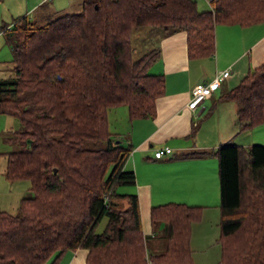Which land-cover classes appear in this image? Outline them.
<instances>
[{
  "label": "trees",
  "instance_id": "16d2710c",
  "mask_svg": "<svg viewBox=\"0 0 264 264\" xmlns=\"http://www.w3.org/2000/svg\"><path fill=\"white\" fill-rule=\"evenodd\" d=\"M264 23V0H82L81 11L44 25L15 19L5 33L13 73L0 80V113L16 118L18 150L6 154L4 176L27 180L31 195L18 213L0 210V264H59L85 249L87 264H196L193 225L204 207L167 203L151 210L166 224V248L150 253L140 201L120 186L136 184L125 164L133 147L109 127V110L156 116L163 75L150 67L160 49L135 57L134 31H186L190 59L215 53L217 25ZM6 28V27H5ZM237 105L240 130L264 124V64L226 91ZM221 181L222 264H264V144L221 145L214 153ZM106 221L102 230L100 225Z\"/></svg>",
  "mask_w": 264,
  "mask_h": 264
},
{
  "label": "crops",
  "instance_id": "0c3cea01",
  "mask_svg": "<svg viewBox=\"0 0 264 264\" xmlns=\"http://www.w3.org/2000/svg\"><path fill=\"white\" fill-rule=\"evenodd\" d=\"M77 1L81 7L82 0ZM194 1L198 6L200 2L204 3V0ZM30 2L23 10L12 6L8 11L0 13V55L8 50L9 54H12L8 35L2 33L4 28L11 27L15 19L28 16L26 14L34 11L36 7L51 1ZM53 5L52 12H58L54 8L55 4ZM254 27L255 25L240 24L217 25L215 54L197 59L189 57L186 31L171 33L161 29L151 30L155 47L160 49L161 57L149 69L152 74L163 75L166 82L164 94L156 100V116L132 119L128 107L125 106L114 107L108 112L109 127L111 116L115 126L114 131L111 130L112 133L124 141L125 146L133 147L125 169L135 172L136 184L124 186L121 191L122 194L132 193L139 197L144 236L149 242L157 236L151 222V209L162 204L178 202L202 205V219L195 224H200L208 214L213 216L215 223H220L219 205L222 194L219 162L217 156L212 153L221 145L235 143L248 147L258 141L257 137L264 138L260 135L264 129L261 128L264 127L262 124L248 129L257 131V136L253 135V142L242 140L240 144L236 143L233 138L238 130L239 133L244 131L240 130L237 123V105L233 101H220L223 93L236 86L235 81L240 83L244 76L264 64V29L260 34V30H255ZM253 31L254 40L249 43L247 38H251ZM5 60L0 59V80H10L14 77L13 60ZM227 69L231 70V74L226 77L220 88L213 91L212 96L199 105L198 109H189L188 103L192 99L193 88L200 82L211 83L219 72ZM7 119L14 118L0 113V122L7 126L4 127L0 123V129L2 133L7 134L4 142L15 145L12 136L19 123L9 120L11 125L8 126ZM262 134L264 135V132ZM167 146L172 148L171 154L156 157L157 149ZM4 171L5 169L3 174ZM192 232L193 237L194 230ZM155 246L160 248L158 250L162 249L161 246ZM156 247L153 246V250ZM87 253L88 251L82 248L67 251L64 253L68 255L65 264H87Z\"/></svg>",
  "mask_w": 264,
  "mask_h": 264
},
{
  "label": "rangeland",
  "instance_id": "374dc122",
  "mask_svg": "<svg viewBox=\"0 0 264 264\" xmlns=\"http://www.w3.org/2000/svg\"><path fill=\"white\" fill-rule=\"evenodd\" d=\"M32 0H4L2 3L0 1V13L3 11H8L12 6L18 7L20 10H23L26 5L30 4ZM51 2L41 5L39 7H36L34 11H30L26 15L30 16L32 20H34L38 25H44L48 23L49 21L53 20L54 18L61 16L63 14H66L68 12L70 13H78L81 11V7L78 4L77 0H50ZM55 9L58 10V12H52L51 5L54 6ZM199 10H208L210 8V4L208 0H204L203 2L199 3L198 6ZM255 30L256 28L260 30L258 33L262 34L264 29V24H255ZM157 29V28H154ZM151 28H141L139 31H134L132 35V41L135 46V57L140 58V56L143 53H146L148 51L154 50L155 48V40H153L151 35ZM158 30V29H157ZM149 32V33H148ZM254 31L250 35V39L247 38L249 43H252L254 40ZM8 52L4 51L0 55V59H6L5 61L8 62L11 61L13 54H9ZM3 57V58H2ZM13 60V59H12ZM4 64V63H2ZM9 64V63H8ZM5 65V64H4ZM151 72V70H150ZM153 72V71H152ZM235 83H239L236 82ZM233 83V85H235ZM236 84V85H237ZM115 112V111H114ZM111 115V114H110ZM9 118V117H6ZM12 118V117H11ZM112 116L110 119V127L111 130L114 131V121L112 120ZM8 120V126L11 125L9 120H13L17 123V119H7ZM2 126H6L4 122H0ZM19 123V122H18ZM7 127V126H6ZM264 128V127H261ZM239 129V128H238ZM2 129H0V180L2 183H0V210H6L10 212L11 214L16 215L18 213V207L20 204V199L23 197H28L31 195L30 190H28L30 186V182L27 180H20L16 182H9L5 179L3 170L5 169L7 165V158L5 153L13 152L15 150L19 149L18 145L14 144H8L4 142V137L7 135L1 132ZM252 132H255L252 134ZM260 131H258L259 133ZM264 132V129H262V133ZM257 131H251V130H244L241 133H238L235 136L234 141L238 144L241 143L242 140H252L255 139L253 135H256ZM260 134L262 137H264L263 134ZM258 134V135H259ZM257 136V135H256ZM258 138V139H257ZM255 143H252V145L256 144H264V138L257 137ZM262 139V140H260ZM124 143V141H122ZM124 186H120L118 188V191L122 193V189ZM220 218V216H219ZM214 221V222H213ZM106 221H103V223L100 225V229L102 230L104 227ZM217 222V221H216ZM220 223H215V220L213 219V216L211 214H208L204 217L202 222L198 225H193V243H192V252H193V261L196 264H222V251H221V245L219 241L220 236ZM166 224L159 221L154 224L155 233L157 234L156 238H152V240L147 242V248L150 253H156L160 254V252H163L166 248L167 243V229ZM193 233V232H192ZM161 246L162 249L158 250L160 248H157L155 246ZM153 246L156 247L153 250ZM164 246V247H163ZM160 251V252H159ZM62 261L60 264H65L68 260V255L64 254Z\"/></svg>",
  "mask_w": 264,
  "mask_h": 264
},
{
  "label": "built area",
  "instance_id": "2783aa9c",
  "mask_svg": "<svg viewBox=\"0 0 264 264\" xmlns=\"http://www.w3.org/2000/svg\"><path fill=\"white\" fill-rule=\"evenodd\" d=\"M212 1V0H209ZM11 27L4 28L3 32L9 31ZM231 74V70L227 69L223 72H219L216 77L212 80L211 83L200 82L198 83L192 90V99L188 103V108L191 110L198 109V106L204 103L208 98L212 96V92L219 89L224 80L228 75ZM172 152V148L163 147L158 148L155 152L156 157H163L165 155H170Z\"/></svg>",
  "mask_w": 264,
  "mask_h": 264
}]
</instances>
